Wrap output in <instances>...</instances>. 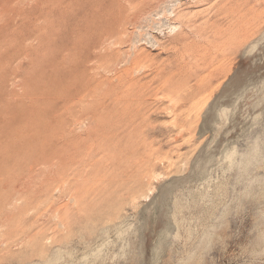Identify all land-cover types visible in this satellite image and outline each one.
Listing matches in <instances>:
<instances>
[{"label": "rangeland", "instance_id": "374dc122", "mask_svg": "<svg viewBox=\"0 0 264 264\" xmlns=\"http://www.w3.org/2000/svg\"><path fill=\"white\" fill-rule=\"evenodd\" d=\"M126 1L0 0V264H264V0Z\"/></svg>", "mask_w": 264, "mask_h": 264}, {"label": "bare ground", "instance_id": "6f19581e", "mask_svg": "<svg viewBox=\"0 0 264 264\" xmlns=\"http://www.w3.org/2000/svg\"><path fill=\"white\" fill-rule=\"evenodd\" d=\"M108 1H109V0H108ZM125 1H126V0H125ZM136 1H137V0H135V2H136ZM142 1H143V0H142ZM144 1H145V0H144ZM147 1H148V0H147ZM117 2H118V1H117ZM131 2H132V1H131ZM135 2H134V3H135ZM123 3H124V1H123ZM123 3H122V5H123ZM126 3H127V1H126ZM145 3H146V1H145ZM96 4H97V3H96ZM94 5H95V4H94ZM98 5H99V4H98ZM109 5H110V4H109ZM111 5H112V4H111ZM127 5H130V4H126V7H127ZM132 5H133V4H132ZM116 6H117V5H116ZM136 6H137V5H136ZM138 6H139V5H138ZM107 7H108V6H107ZM107 7H106V8H107ZM113 7H114V6H113ZM122 7H123V6H122ZM124 7H125V6H124ZM143 7H144V6H143ZM148 7H149V6H148ZM132 8H133V7H132ZM146 8H147V7H146ZM110 9H111V8H110ZM124 9H125V8H124ZM126 9H127V8H126ZM94 11H95V10H94ZM106 11H108V9H106ZM110 11H111V10H110ZM117 12H118V11H117ZM117 12H116V13H117ZM124 12H126V11H124ZM138 12H139V11H138ZM91 13H93V12H91ZM103 13H105V12H103ZM116 13H115V14H116ZM112 14H113V13H112ZM118 14H120V13H118ZM135 14H136V13H135ZM98 15H99V14H98ZM105 15H107V14H105ZM126 15H127V14H126ZM117 16H118V15H117ZM100 17H101V16H100ZM118 17H119V16H118ZM125 17H126V16H125ZM103 18H104V17H103ZM115 18H116V16H115ZM115 18H114V19H115ZM120 18H121V17H120ZM130 18H132V16H131ZM130 18H128V19L131 21ZM121 19H122V18H121ZM132 19H133V18H132ZM99 20H100V19H99ZM115 20H116V19H115ZM115 20H114V21H115ZM117 20H118V19H117ZM119 20H120V19H119ZM119 20H118V21H119ZM120 21H121V20H120ZM120 21H119V22H120ZM133 21H134V19H133ZM103 22H104V21H103ZM108 22H109V21H108ZM119 22H118V23H119ZM135 22H136V21H135ZM240 22L243 23V19L240 20ZM110 23H111V22H110ZM126 23H128V21H127ZM126 23H125V24H126ZM246 23L248 24L249 22L246 21ZM190 24H191V23H190ZM93 25H94V24H93ZM89 26H90V25H89ZM109 26H110V25H109ZM117 26H118V25H117ZM123 26H124V25H123ZM123 26L121 25V27H123ZM114 27H116V26H114ZM121 27H120V28H121ZM242 27H243L242 29L238 28L239 30L236 29L235 31H233V30H232V32L230 31L231 33H230V32L227 33V36H229V38L232 37V36H230V35H233V34L235 35V37H236V35L241 36V37L247 36V32H248V29H249V28L245 26V23L242 25ZM98 28H99V27H98ZM102 28H103V26H102ZM243 29H244V30H243ZM98 30H99V29H98ZM116 30H117V28H116ZM119 30H121V29H119ZM119 30H118V31H119ZM86 31H87V30H86ZM86 31H85V32H86ZM92 31H93V30H92ZM114 31H115V30H114ZM114 31H113V32H114ZM242 31H243V32H242ZM82 32H83V31H82ZM96 32H97V31H96ZM113 32H112V30H107V31L104 33V35H105V39H109V38H111L110 36H112V38H113V36L115 35L114 33H116V32H114V33H113ZM121 32H122V31H121ZM79 33H80V32H79ZM86 33H87V32H86ZM91 33H92V32H91ZM98 33H100V32H98ZM80 34H82V33H80ZM83 34H84V33H83ZM83 34H82V35H83ZM94 34H95V33H94ZM183 34H184V33H183ZM104 35H103V36H104ZM234 35H233V36H234ZM73 36H74V35H73ZM183 36H184V35H183ZM238 36H237V37H238ZM77 37H78V36H77ZM77 37H76V38H77ZM106 37H107V38H106ZM114 37H115V36H114ZM241 37H240V38H241ZM86 38H87V37H86ZM92 38H94V37H92ZM84 39H85V38H84ZM72 40H73V39H72ZM75 40H77V39H75ZM79 40H80V38H79ZM81 41H82V40H81ZM107 41H108V40H107ZM77 42H78V41H77ZM96 42H97V41H96ZM100 42H101V41H100ZM102 42H103V44H104V41H102ZM105 42H106V41H105ZM81 44H82V43H81ZM75 45H76V44H75ZM100 45H101V44H100ZM76 47H77V46H76ZM76 47H75V48H76ZM107 47H108V46H107ZM106 49H107V48H106ZM106 49H105V50H106ZM79 50H80V49H79ZM81 50H82V49H81ZM85 50H86V49H85ZM105 50H104V51H105ZM108 50H109V49H108ZM92 51H93V50H92ZM102 53H103V52H102ZM94 55H95V54H94ZM72 56H73V55H72ZM74 56H75V55H74ZM111 56H112V55H111ZM77 57H78V56H77ZM84 57H85V56H84ZM94 57H95V56H94ZM92 58H93V57H92ZM97 58H99V57L97 56ZM80 59H81V58H80ZM99 61H101V60H99ZM102 61H103V60H102ZM104 66H105V65H104ZM104 66H103V68H104ZM91 67H92V66H91ZM108 67H109V66H108ZM106 70H108V69H106ZM104 71H105V70H104ZM89 73H90V72H89ZM94 73H96V72H94ZM97 73H98V72H97ZM95 75H97V74H95ZM95 75H94V77H95ZM98 75H99V74H98ZM83 77H84V76H83ZM96 77H97V76H96ZM63 78H64V77H63ZM63 78H62V79H63ZM92 78H93V77H92ZM99 78H100V77H99ZM67 79H68V78H67ZM89 79H90V78H89ZM97 79H98V77H97ZM73 80H74V79H73ZM91 81H92V80H91ZM96 81H97V80H95V82H96ZM100 81H101V80H100ZM87 83H88V82H87ZM97 83H98V82H97ZM100 83H101V82H100ZM88 84H90V81H89ZM88 84H87V85H88ZM93 85H94V84H93ZM99 85H100V84H99ZM99 85L97 86V84H96L95 86H96V87H99ZM64 87H65V86H64ZM176 88H177V87H176ZM176 88H175V89H176ZM93 89H94L93 87L91 88L90 86H86L84 83L77 84V86L75 87L76 92H75V94H72V95H75V96H73V97L76 98V101L74 100V102L76 103V106H79V105H81V103H83L84 101H86V99H88L89 96L93 94V93L91 94V91H92ZM95 89H97V88H95ZM99 89H100V88H99ZM104 90H105V89H104ZM104 90H103V91H104ZM201 90H202L201 85H196V87H194V89H192L191 92H189L188 94H185V95H187L186 98L188 97V95L191 96V97H193V95L196 96L198 93L201 92ZM100 91H101V90H100ZM187 91H188V90H187ZM194 91H195L196 93H195ZM65 92H66V91H65ZM193 92H194V93H193ZM96 93H97V91H96ZM96 93H95V94H96ZM97 95H98V94H97ZM100 95H101V94H100ZM71 97H72V96H71ZM92 97H93V96H92ZM97 97H98V96H97ZM97 97H96V99H97ZM94 98H95V97H94ZM94 98H93V99H94ZM184 98H185V97H184ZM69 99H70V98H69ZM71 99H73V98H71ZM98 99H99V98H98ZM98 99H97V100H98ZM67 100H68V99H67ZM88 101L91 102V100H88ZM94 101H95V100H94ZM72 102H73V101H72ZM74 102H73V105L75 104ZM90 102H89V103H90ZM84 103H85V102H84ZM91 103H92V102H91ZM94 103H95V102H94ZM94 103H93V106H95ZM69 105H70V104H69ZM71 105H72V104H71ZM71 105H70V106H71ZM82 105H83V104H82ZM82 105H81V106H82ZM90 105H91V104H90ZM70 106H69V107H70ZM74 106H75V105H74ZM84 106H86L87 111H84V110H82V111H83V112H86V113H87V112L89 113V111H88V110H90V109L88 108L89 105H88V104H85ZM84 106L79 107V108L82 109ZM87 106H88V107H87ZM96 106H97V104H96ZM101 106H102V105H101ZM71 107H72V106H71ZM64 108H65V107H64ZM72 108H73V107H72ZM73 109H75V111H76L77 108L74 107ZM84 109H85V107H84ZM65 111H66V110H65ZM69 111H70V110H69ZM72 112H73V111H72ZM80 112H81V111H80ZM68 113H70V112H68ZM73 113H74V112H73ZM73 115H74V114H73ZM76 116H77V115H76ZM76 116L74 115V117H76ZM75 121H77V120L75 119ZM73 122H74V119H73ZM74 124H75V123H74Z\"/></svg>", "mask_w": 264, "mask_h": 264}]
</instances>
